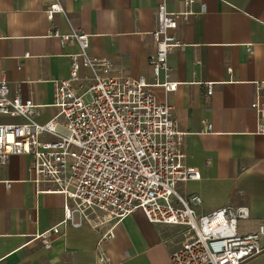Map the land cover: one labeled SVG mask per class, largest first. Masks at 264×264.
Instances as JSON below:
<instances>
[{
  "label": "crops",
  "instance_id": "0c3cea01",
  "mask_svg": "<svg viewBox=\"0 0 264 264\" xmlns=\"http://www.w3.org/2000/svg\"><path fill=\"white\" fill-rule=\"evenodd\" d=\"M59 1L67 17L56 14L49 21L46 11L54 0H0V80L8 81L10 97L43 106L41 124L59 112L56 83L69 79L70 57L80 52L76 43L63 46L50 38L53 27L65 34L86 33L91 54L110 58L125 77L153 81L152 32L163 0ZM167 9L191 13L179 19L173 32L185 49L168 59L178 89L168 97L155 90L161 103L173 107L186 133V166L201 173L199 181L181 184L179 193L200 196V214L227 206L248 208L250 218L239 222V231L254 232L264 220V134L251 109L259 85L264 102V0H194L190 7L185 0H167ZM207 83L215 84L212 97L206 95ZM30 163V157L18 155L7 165L0 163V264H102V249L109 258L105 264H170L185 239L181 229L154 225L142 210L117 225L103 247L101 232L88 227L67 228L51 249L33 241L62 221L65 198L48 192L53 185H37ZM244 264H264V254Z\"/></svg>",
  "mask_w": 264,
  "mask_h": 264
},
{
  "label": "built area",
  "instance_id": "2783aa9c",
  "mask_svg": "<svg viewBox=\"0 0 264 264\" xmlns=\"http://www.w3.org/2000/svg\"><path fill=\"white\" fill-rule=\"evenodd\" d=\"M193 1L185 0L186 6ZM205 11L203 6L201 13ZM46 14L49 21L56 14L67 17L59 0ZM190 14L170 13L167 0L158 6L152 32L156 49L149 60L152 82L143 76L125 77L110 58L91 54L86 33L50 29V38L63 46L76 43L80 52L70 57L69 79L56 83L54 107L59 112L46 124L38 121L42 105L19 95L10 97L8 81L0 80L1 165L14 155L30 157L34 182L53 185L48 192L65 198L62 221L36 234L33 241L51 249L54 238L67 228L88 227L101 232L103 247L114 238L117 225L142 210L154 225L181 229L185 239L172 252L170 264H244L264 254V220L254 232L239 231V222L250 218L248 208L227 206L200 214L202 198L184 197L178 190L181 184L199 181L201 173L186 166V133L175 120L173 107L168 101L161 103L155 90L162 89L168 97L178 89L168 59L175 50L185 49L173 32L179 19ZM214 87L206 84L208 97L214 95ZM258 91L251 109L264 134L261 85ZM6 185L11 188V183ZM99 261L109 262L103 249Z\"/></svg>",
  "mask_w": 264,
  "mask_h": 264
}]
</instances>
